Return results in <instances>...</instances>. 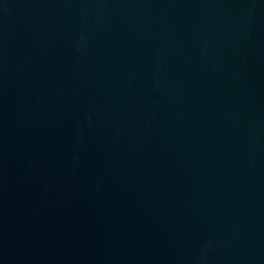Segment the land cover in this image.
<instances>
[{"label":"water","instance_id":"1","mask_svg":"<svg viewBox=\"0 0 264 264\" xmlns=\"http://www.w3.org/2000/svg\"><path fill=\"white\" fill-rule=\"evenodd\" d=\"M0 264H264V0H0Z\"/></svg>","mask_w":264,"mask_h":264}]
</instances>
